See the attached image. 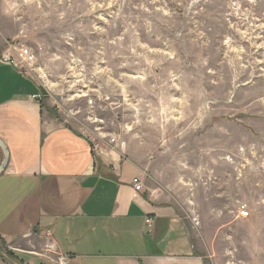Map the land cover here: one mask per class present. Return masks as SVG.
I'll use <instances>...</instances> for the list:
<instances>
[{
    "label": "rangeland",
    "instance_id": "1",
    "mask_svg": "<svg viewBox=\"0 0 264 264\" xmlns=\"http://www.w3.org/2000/svg\"><path fill=\"white\" fill-rule=\"evenodd\" d=\"M5 8L19 30L10 43L37 59L23 71L64 114L123 145L152 139L156 153L181 159L166 180L199 217L211 264H264V0H8Z\"/></svg>",
    "mask_w": 264,
    "mask_h": 264
},
{
    "label": "crops",
    "instance_id": "2",
    "mask_svg": "<svg viewBox=\"0 0 264 264\" xmlns=\"http://www.w3.org/2000/svg\"><path fill=\"white\" fill-rule=\"evenodd\" d=\"M7 1L0 0V58L19 33ZM45 92L25 71L0 63V139L10 153L0 175L1 251L18 264H60L61 257L67 264H211L194 208L166 180L181 159L156 153L152 139L112 144ZM3 158L0 149V165ZM135 179L143 184L137 195Z\"/></svg>",
    "mask_w": 264,
    "mask_h": 264
},
{
    "label": "built area",
    "instance_id": "3",
    "mask_svg": "<svg viewBox=\"0 0 264 264\" xmlns=\"http://www.w3.org/2000/svg\"><path fill=\"white\" fill-rule=\"evenodd\" d=\"M0 63L2 64H7V65H12L20 70H31L34 69L35 66L37 65V59L33 53V51L30 48L24 47V46H19L10 44L8 50L5 52V54L0 58ZM43 99V95L40 94L38 96L34 97V100L40 101ZM100 138L106 139L107 135L99 133L98 134ZM106 135V136H105ZM109 142L112 144H115L119 141V138L117 135L108 136ZM95 144V151L99 150V143L94 142ZM133 186L136 192V195L143 190V184L140 179H135L133 182ZM193 221L196 224V226L200 225L199 217L196 215V212H193ZM239 217L242 219H247L250 217L249 211H247L246 207H242L239 211ZM146 224L148 226L149 232H151V229L153 227V220L151 218H148L146 220ZM54 250V248H51ZM60 264H67L68 263V258L61 257L59 260Z\"/></svg>",
    "mask_w": 264,
    "mask_h": 264
},
{
    "label": "water",
    "instance_id": "4",
    "mask_svg": "<svg viewBox=\"0 0 264 264\" xmlns=\"http://www.w3.org/2000/svg\"><path fill=\"white\" fill-rule=\"evenodd\" d=\"M0 149L2 150L4 156L3 161L0 165V175H1L6 170L10 158L9 150L1 139H0ZM0 258H2L8 264H18L12 258H10L5 252L1 250H0Z\"/></svg>",
    "mask_w": 264,
    "mask_h": 264
},
{
    "label": "trees",
    "instance_id": "5",
    "mask_svg": "<svg viewBox=\"0 0 264 264\" xmlns=\"http://www.w3.org/2000/svg\"><path fill=\"white\" fill-rule=\"evenodd\" d=\"M0 250H1V248H0ZM7 255H8L10 258L13 257V255H12L11 253H7Z\"/></svg>",
    "mask_w": 264,
    "mask_h": 264
},
{
    "label": "bare ground",
    "instance_id": "6",
    "mask_svg": "<svg viewBox=\"0 0 264 264\" xmlns=\"http://www.w3.org/2000/svg\"><path fill=\"white\" fill-rule=\"evenodd\" d=\"M42 73V72H41Z\"/></svg>",
    "mask_w": 264,
    "mask_h": 264
}]
</instances>
